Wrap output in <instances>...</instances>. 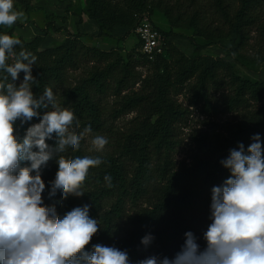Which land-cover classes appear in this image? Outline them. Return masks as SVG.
<instances>
[{
    "label": "trees",
    "instance_id": "16d2710c",
    "mask_svg": "<svg viewBox=\"0 0 264 264\" xmlns=\"http://www.w3.org/2000/svg\"><path fill=\"white\" fill-rule=\"evenodd\" d=\"M18 1L26 11L30 10V0ZM84 1L88 18L98 25L100 36L113 33L117 28L135 32L140 17L148 15L151 18L155 11L163 13L175 28L184 17L181 5L165 0ZM238 1V9L231 15L224 0H214L216 13L228 27V35L235 37V49L229 52L231 57L240 56L248 41V29L264 5V0ZM191 5L196 6V0H191ZM191 24L209 42L214 37L224 39L226 36L222 31L217 33L203 24L198 10L192 12ZM158 30L165 37L166 49L164 55L152 62L140 54L139 41L123 57L121 50L102 51L85 44L80 35H69L60 46L44 50H40L38 39L25 41L19 38L25 50L37 57L32 68V74L38 80V85L32 86L34 94L39 97L46 87L53 91L61 88L60 105L74 111L79 129L91 126L92 133L106 129L102 100L109 94L116 98L111 119L137 114L132 126L116 137L114 151L103 153L104 163L90 169L83 196H69L60 202L61 194L57 192L49 199V182L55 179L58 165L52 160L42 171L46 184L42 194L45 205L55 204L57 214L63 216L73 207L87 204L90 205V217L98 219L100 230L87 250L91 252L95 244L115 246L127 251L130 264H139L153 255L173 258L181 249L184 234L188 231L196 235L203 248V233L211 223V189L222 185L230 175L220 161L227 158L230 149L238 148L239 143L247 149L254 134H260L264 141L263 106L258 113L249 114L248 124L239 126L228 138L203 136L197 139L193 163L190 166L177 165V128L188 114V109L177 100L179 95L184 92L192 105H208L214 91L221 92L226 88L228 92L221 104L224 110L249 113L254 104L264 103V81L238 73L221 58L202 56L200 52L209 44H194V55L187 56L169 41L172 32ZM261 33L264 37V25ZM19 50L17 46L16 51ZM140 65L150 70L144 78L136 71ZM82 68L84 74L76 85H65L68 74ZM139 83L140 89L134 90ZM38 122L39 119L34 118L21 126L17 121V134L22 136L31 123ZM47 142L54 145V139ZM64 155L99 154H87L81 142L79 151L69 148ZM105 175L112 177L111 188L104 181ZM140 201L146 206L131 217V229L121 236L118 221L125 206ZM146 234L154 236L147 248L141 244Z\"/></svg>",
    "mask_w": 264,
    "mask_h": 264
},
{
    "label": "clouds",
    "instance_id": "9594fccd",
    "mask_svg": "<svg viewBox=\"0 0 264 264\" xmlns=\"http://www.w3.org/2000/svg\"><path fill=\"white\" fill-rule=\"evenodd\" d=\"M23 15L14 0H0V26L10 28ZM36 62L19 38L0 34V264H130L127 251L115 246L95 244L87 250L100 230L98 219L89 215L90 205L73 207L61 216L55 204L44 203L42 171L50 161L55 160L58 170L49 182V199L57 192L60 202L83 196L90 169L104 163L109 140L92 135L91 126L75 131L79 122L74 111L57 102L51 87L39 97L34 94ZM21 72L23 80L17 86ZM34 118L39 122L18 135L16 122L23 126ZM89 136L87 151L99 155H64L69 148L79 151ZM53 139L50 145L47 141ZM251 140L247 149L239 143L220 161L230 175L211 189L205 246L201 248L188 231L173 258L153 255L139 264H264V141L258 133ZM104 181L113 186L111 175ZM153 240L146 234L141 244L147 248Z\"/></svg>",
    "mask_w": 264,
    "mask_h": 264
},
{
    "label": "rangeland",
    "instance_id": "374dc122",
    "mask_svg": "<svg viewBox=\"0 0 264 264\" xmlns=\"http://www.w3.org/2000/svg\"><path fill=\"white\" fill-rule=\"evenodd\" d=\"M171 4H179L184 12V17L178 27H172L163 13L155 11L151 17L154 26L166 33L172 32L169 41L187 56L194 55V44L205 45L200 54L212 58H221L229 62L234 69L244 76L264 81V37L261 27L264 25V5L257 11L255 23L248 29V41L245 48L240 52V56L231 57L229 52L235 49L234 35H228V27L222 18L216 13L214 0H196V6L191 5V0H165ZM231 15L239 7L238 0H224ZM14 7L24 13L12 27L0 26V34L14 35L25 41L38 39L40 50L54 48L63 44L69 35H80L85 44L95 46L102 51L118 49L122 51V56L130 52L137 44L138 37L135 32H127L123 28H117L113 33L100 36L98 25L90 20L87 15V6L84 0H30V10L26 11L21 2L14 0ZM200 11L203 24H207L211 30L222 31L225 38L214 37L211 42L200 36L198 30L191 24L192 12ZM202 27V26H199ZM198 27V29H200ZM136 59L139 58L138 51ZM136 71L142 78L150 73L147 66L140 65ZM84 74L83 68L68 74L65 85L74 86ZM24 73H20L17 84L23 80ZM140 89V83L134 90ZM61 88L54 90L57 102L60 104ZM228 92L224 88L221 92H213L209 104L192 105L189 97L183 92L177 97L184 108L188 109L186 120L181 123L178 130V146L175 152V160L178 166H190L197 153V139L203 136H219L228 138L230 133L239 126L248 124L249 114L258 113L257 111L264 106V103L254 104L250 112L238 111L229 113L222 107L224 95ZM116 98L108 95L102 100V106L106 111V129L101 133L92 135H103L109 140L104 153L114 151L115 140L119 134L126 132L136 118V113L122 115L118 119H111L110 114L115 108ZM74 127V126H73ZM75 131H82L74 127ZM91 136L82 141L83 148L87 154L90 147ZM110 202L107 204L109 206ZM146 203L140 201L136 205L128 203L125 206L123 215L118 221V229L121 236H124L130 229L131 217L145 207Z\"/></svg>",
    "mask_w": 264,
    "mask_h": 264
},
{
    "label": "built area",
    "instance_id": "2783aa9c",
    "mask_svg": "<svg viewBox=\"0 0 264 264\" xmlns=\"http://www.w3.org/2000/svg\"><path fill=\"white\" fill-rule=\"evenodd\" d=\"M135 33L140 43L139 52L149 61L164 55L166 49L165 37L154 26L148 15L140 17Z\"/></svg>",
    "mask_w": 264,
    "mask_h": 264
}]
</instances>
